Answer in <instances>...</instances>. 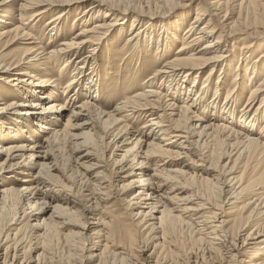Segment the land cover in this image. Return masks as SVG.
<instances>
[{
    "label": "bare ground",
    "instance_id": "obj_1",
    "mask_svg": "<svg viewBox=\"0 0 264 264\" xmlns=\"http://www.w3.org/2000/svg\"><path fill=\"white\" fill-rule=\"evenodd\" d=\"M207 1L187 22L191 0H157L154 9L0 0V83L16 90L0 84V264H264V0ZM47 14L44 49L14 21ZM81 24L90 28L72 36ZM155 24L163 31L147 43ZM118 30L127 37L125 73L111 67L112 50L108 62L100 54ZM16 42L25 47L6 53ZM163 56L141 82L150 57ZM14 93L22 99L3 102ZM117 98L114 107L103 102ZM71 140L74 173L60 163ZM114 203L147 232L109 250L107 236L123 230L103 217ZM10 206L19 208L8 220ZM68 227L79 230H59ZM55 237L68 260L48 248Z\"/></svg>",
    "mask_w": 264,
    "mask_h": 264
},
{
    "label": "rangeland",
    "instance_id": "obj_2",
    "mask_svg": "<svg viewBox=\"0 0 264 264\" xmlns=\"http://www.w3.org/2000/svg\"><path fill=\"white\" fill-rule=\"evenodd\" d=\"M112 1H114V0H112ZM115 1L117 2V3L115 2L116 4H119L121 2L120 4H122V6L124 5L125 7L128 6V5H129L130 8H137V6L138 7L139 6H143V7H147L148 8V7L151 6V8L154 9V6H155V3H156L157 0H151V1L150 0H148V1L147 0H115ZM143 2H144V4H143ZM149 2H152V3H149ZM208 2L209 1H207V0H191V5L192 6L190 7V10L186 12L187 14H189V17L187 18V22L188 21L190 22L191 20H193V17L195 16V8L199 4H202L204 6L205 5L208 6ZM125 3H127V4H125ZM150 4H152V5H150ZM75 10L76 9H74V10H72V11L69 12V17L70 18L71 17L74 18V16H75L74 13L76 12ZM159 15L160 14H158V16ZM50 18H51V14H47V15H45L41 19V21L30 22V24H28V25H23L20 22H17L16 20L14 22H16L17 24L21 25L26 31H28L31 35H33L35 37V40H31V41H37V44L39 45V47L41 46L44 49H47L48 47H50L52 45L51 44L52 39H50V36H49L50 35L49 28H48V26L45 23ZM131 19H132V17L129 19V23H127V25L125 24L123 26H125V27L127 26L128 28H130L131 27V23H130V20ZM181 19H182V12L181 13H177V15L173 18L172 21H178V20H181ZM214 20L216 21V18L215 17H214ZM88 25H90V23ZM155 25H154V27H152L155 30L154 29H151L153 32L150 30L149 33H148V35L146 36L147 37L146 38L147 43L149 41L148 39H150L152 36H155V38H158L159 34H161L160 32L163 31V29L161 28V26L159 24L156 25V26ZM157 27H158V29H157ZM85 28H90V27H84L81 24L79 27H77L74 30H72L71 35L73 36V34L75 35L78 32H80L82 29H85ZM184 31H185V28H183L182 33ZM65 32H67V31H65ZM28 41L30 42V40H28ZM126 41H127L126 33L122 37V36H120V32L118 30V31L114 32V35L113 36H111L108 40H106V45H105L106 48L100 52V54L102 55V61L103 62H105V61L108 62L107 61V56H109V52H110V50H112V53H113L112 60H111L112 63L110 65H111V67L114 70H118L120 73H125L127 71H131V68H129L130 67V59L129 58L123 59V57L125 55H127V54H124L127 50H123L124 47L126 46ZM109 42H112V44L110 45ZM132 44H131V46H132ZM143 44L144 43H142L141 45H143ZM9 45L10 44H8V46H7V47H9V50H7L6 53L11 52V51H20L23 47H25L24 44H21L19 42L18 43L17 42L16 43H13L12 46H9ZM181 45L182 44L179 43L177 45V47L176 46L174 47L175 48V52L181 47ZM172 56H175V54H172ZM155 59L156 58H151L150 57V59L148 60L147 70L143 72V75H142L141 80H140L141 82L144 83V81H146L147 78H149V76H151V73H153V71H155L158 68H160V65H162V61L165 60V56H163L159 61H157ZM121 63H123V64H121ZM62 67H63V63H58L57 66H55V71H57V73L59 74V71H60V69H62ZM104 71H106V68L104 69ZM232 79H233V75H232V77L229 78L228 81L230 82ZM29 81H31V80H29ZM122 81H124V78H122ZM137 81H138V79H137ZM66 83L67 82L65 81V85H66ZM0 84L6 86V89L5 90L11 91V92L12 91H16V90H14L12 88V86L8 85L7 83H5V84L4 83H0ZM25 84H27V82H25ZM65 85L63 83V86H65ZM140 89H142V88L129 89V90L120 92V95H125V94L132 95L134 92L139 91ZM71 93H73V92H71ZM16 95L17 94H15V93L14 94H9L7 97H5V99H4L5 101H3V102L4 103H7V104H10L13 101H17V100L22 99V98H19L18 95L17 96ZM26 96L29 97L28 94H26ZM224 96H225V94H223V98H224ZM86 99H87L86 96H82L80 98L81 102H84ZM244 99H246V95H244ZM117 100H118V98L116 99V101L115 100H111V99H105L103 102H109L114 107L116 105V103L118 102ZM93 101L95 102L94 99H93ZM98 104H100V103H98ZM102 108L103 109H107V111H108V108L106 106L103 105ZM9 111H12V110H9ZM7 112L5 111L4 114L7 113ZM67 119L65 121H63L64 124L67 123ZM35 122H38V121L32 120V123H35ZM38 123L33 124V128H35V129L38 128V125H37ZM64 124L59 129H64L65 128ZM99 148L101 149V154L103 156H106V154L109 153L110 145H108L107 142H104L103 141L99 145ZM74 152H75V145L72 142V140L69 141V142H65L62 145L61 152H60V156H61L60 157V160H61L60 163H61V165L63 166L64 169L72 170V173H74L76 171V169L73 168V166H74V160L73 159L75 158V156H76L77 153L75 152L76 153L75 154ZM64 158L68 160V165H69V163L71 161V163L69 165V168L70 169L67 168L68 167L66 165L67 164V160H64ZM117 158H120V157H117ZM64 161L66 162V164H65ZM64 165H66V166H64ZM111 167H112L111 162H108L107 169L110 170ZM76 185H77L76 186V189L77 190L79 189L81 191L82 190L81 187L78 184H76ZM1 187L2 186H0V188ZM18 208H19V206L18 207L17 206H14V207L10 206L9 209L7 208L6 219L10 220L11 218H13L14 215H15V213H16V211H18ZM103 217L107 221H109L110 218L112 219V222L111 223H107L106 224L107 227H109V228H112V227H120L121 228L122 227L123 228L121 234L107 236V239H106L107 241H105L104 244H106L108 242L107 246H108L109 250L110 249H115L116 248V245H121L124 242L125 238L129 234H134L137 237V240H138L140 236H144L145 235V232H147V230H143V228L138 223L133 222L131 220V217L132 216L130 215V208H128L123 203H121V204L120 203H114L111 206L107 207L106 210H105V212L103 213ZM32 222H34V221H32ZM15 226H17V225L11 226V229L13 228L12 231H11L12 235L17 231V228L18 227H15ZM59 230L63 234H66V233L67 234H70L69 233L70 231L71 232H76L79 229H78V227H68L66 229L59 228ZM241 235H244V232H242ZM237 242H239V240H237ZM249 242H253V240H249ZM179 243H181V245L183 247H191L192 245L193 246H197L196 244L193 243L192 238L190 236H185V237L184 236H179ZM47 245H48V248L49 249H53L54 251H57L56 254H55V256L60 257V259H63L64 258V259L68 260V258H66V256L68 255V253H67L66 249H64V246L61 245V244H59L57 237L52 238L48 242ZM152 249L153 248L151 247L150 251ZM222 253L224 254L225 252H222ZM178 259H179V256H177V259L176 260H178ZM174 260H175V258H174ZM216 260H218V258L217 259L215 258V260H211V262H209V263L210 264L211 263L217 264L216 263ZM180 262H179V264H181ZM51 263L52 262H50V263L47 262V264H51Z\"/></svg>",
    "mask_w": 264,
    "mask_h": 264
}]
</instances>
